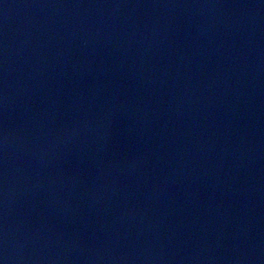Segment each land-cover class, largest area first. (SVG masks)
Segmentation results:
<instances>
[{
	"label": "water",
	"instance_id": "obj_1",
	"mask_svg": "<svg viewBox=\"0 0 264 264\" xmlns=\"http://www.w3.org/2000/svg\"><path fill=\"white\" fill-rule=\"evenodd\" d=\"M3 264H264V0H0Z\"/></svg>",
	"mask_w": 264,
	"mask_h": 264
},
{
	"label": "clouds",
	"instance_id": "obj_2",
	"mask_svg": "<svg viewBox=\"0 0 264 264\" xmlns=\"http://www.w3.org/2000/svg\"><path fill=\"white\" fill-rule=\"evenodd\" d=\"M0 264H3V261H0Z\"/></svg>",
	"mask_w": 264,
	"mask_h": 264
}]
</instances>
